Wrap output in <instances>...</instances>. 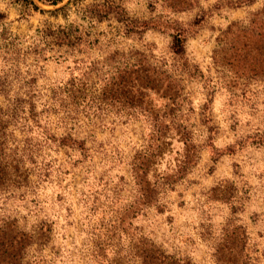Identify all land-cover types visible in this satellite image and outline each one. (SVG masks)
I'll use <instances>...</instances> for the list:
<instances>
[{"label": "rangeland", "instance_id": "374dc122", "mask_svg": "<svg viewBox=\"0 0 264 264\" xmlns=\"http://www.w3.org/2000/svg\"><path fill=\"white\" fill-rule=\"evenodd\" d=\"M262 20L264 0H0V228L24 264H264Z\"/></svg>", "mask_w": 264, "mask_h": 264}, {"label": "trees", "instance_id": "16d2710c", "mask_svg": "<svg viewBox=\"0 0 264 264\" xmlns=\"http://www.w3.org/2000/svg\"><path fill=\"white\" fill-rule=\"evenodd\" d=\"M49 1L56 4L60 0ZM263 24L264 20L261 21V26ZM251 36L260 40L261 43H264V32H251ZM172 49L174 53L178 55L183 53L184 43L181 34L174 38ZM154 71L158 72L155 69ZM155 72L146 70L145 68L130 70L127 76V79H129L128 81L130 82V87L135 88L140 95L148 90L160 91L159 89H162L164 83L160 87L157 86L158 84L156 81L158 80V74L156 75ZM161 74H163V72H161ZM166 80L169 82L172 81L169 76H166ZM166 89L168 90L164 91V96L172 104L176 98V86L173 85V87H169L168 85L166 86ZM153 119L155 123H157L159 118ZM156 130L157 132H160V129ZM163 135L164 130L161 132V136ZM139 168H141V166ZM5 174V168L0 165V184H3ZM27 244L26 238L22 240V237L17 238V234H12V230L0 228V264H24L23 250ZM145 252H147V255L142 257L143 264H179L176 260L169 258L159 249L154 248V246H151L150 249H147Z\"/></svg>", "mask_w": 264, "mask_h": 264}]
</instances>
